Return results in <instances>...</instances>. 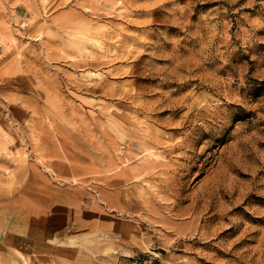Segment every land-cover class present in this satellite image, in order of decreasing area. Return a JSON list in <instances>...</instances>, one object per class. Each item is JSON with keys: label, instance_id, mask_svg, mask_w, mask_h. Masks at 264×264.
I'll return each instance as SVG.
<instances>
[{"label": "rangeland", "instance_id": "374dc122", "mask_svg": "<svg viewBox=\"0 0 264 264\" xmlns=\"http://www.w3.org/2000/svg\"><path fill=\"white\" fill-rule=\"evenodd\" d=\"M0 264H264V0H0Z\"/></svg>", "mask_w": 264, "mask_h": 264}]
</instances>
